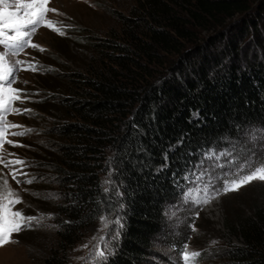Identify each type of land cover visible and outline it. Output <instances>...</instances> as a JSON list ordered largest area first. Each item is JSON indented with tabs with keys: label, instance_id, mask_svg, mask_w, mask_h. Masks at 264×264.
I'll return each instance as SVG.
<instances>
[{
	"label": "trees",
	"instance_id": "16d2710c",
	"mask_svg": "<svg viewBox=\"0 0 264 264\" xmlns=\"http://www.w3.org/2000/svg\"><path fill=\"white\" fill-rule=\"evenodd\" d=\"M117 19L98 58L69 75L63 114L48 111L57 125L36 164L60 194L49 261L118 215L104 264H146L202 154L264 131V0H137ZM226 228L241 242L229 264H264V200Z\"/></svg>",
	"mask_w": 264,
	"mask_h": 264
},
{
	"label": "rangeland",
	"instance_id": "374dc122",
	"mask_svg": "<svg viewBox=\"0 0 264 264\" xmlns=\"http://www.w3.org/2000/svg\"><path fill=\"white\" fill-rule=\"evenodd\" d=\"M137 0H51L49 8L56 12H49L47 18L52 20L55 27L61 28L64 35L59 34L53 28L40 26L32 37L33 43L39 48H26L14 60L30 62L35 65L36 71L23 70L28 68V63L19 65L21 71L18 74L16 88L23 89L20 94L27 99L23 102L16 101L15 106L31 109L24 114H9L10 123L23 125L31 129L24 136L11 135L12 132L22 131L20 128L8 129L6 140L17 141L23 147H13L4 143L3 150L6 159L21 158L27 163L15 165L17 169L28 173L27 176L17 174L20 184L10 175V168L0 165L3 175L8 181V186L22 199V203L14 206L15 210H21L24 216L43 217L40 224H34L19 233L13 234L15 242L0 246V264H88L86 259L98 243V238L114 236L122 227L114 221L118 215L109 216V226L103 228L101 221L92 226L83 241L68 254L67 258L59 255L57 261L49 259L53 256L51 249L55 243L56 233V202L60 194L50 182L44 181L40 175L41 167L36 160L42 154V145L49 141V127L57 125L48 111L61 115L65 111L62 103L63 94L70 90L69 75L73 72L84 71L98 58L94 44L110 38L112 31H119L120 24L117 14H128ZM14 0H6L8 4ZM2 48V46H0ZM26 81V83H25ZM62 95V96H61ZM61 100V101H60ZM255 137V139H253ZM245 142H237L223 151L232 153L231 157H222L219 163L223 168L214 167L216 161L205 157V151L200 161L188 171L186 185L179 201L168 206L166 222L162 232L156 237L154 254L149 257L146 264H182L181 250L185 245L190 251L202 253L199 264H229L226 251L232 244L241 242L232 238L226 228V222L233 219L234 214L249 210L253 204L264 200V182L255 180L239 191L221 194L208 204H198L195 201L214 195V189L222 187L219 179L225 173L234 170L235 164L228 161L235 157L237 163L245 159H264V131L250 130L245 134ZM216 151V150H215ZM219 153V151H216ZM14 153L15 156H8ZM205 172L203 180L195 179L200 172ZM214 179V186H210L208 192L201 191L208 183V175ZM32 184L23 181L32 179ZM191 193L188 200L185 195ZM109 239V248H113L114 242L119 240ZM97 237V239H93ZM216 241V244H212ZM87 244L88 248L83 245ZM58 252V251H57ZM63 259V260H62ZM50 262V263H49Z\"/></svg>",
	"mask_w": 264,
	"mask_h": 264
},
{
	"label": "snow or ice",
	"instance_id": "6c2138e0",
	"mask_svg": "<svg viewBox=\"0 0 264 264\" xmlns=\"http://www.w3.org/2000/svg\"><path fill=\"white\" fill-rule=\"evenodd\" d=\"M51 0H14V3L8 4L7 8L6 0H0V165L10 168V175L17 184L21 181L17 179V174L27 176L28 173L23 172L21 169H17L15 165H25L27 162L21 158L16 159H6L3 145L8 143L13 147L24 145L19 144L17 141L6 140L5 137L8 134V129L20 128L22 131L12 132L11 135L14 136H24L31 129L24 128L23 125H18L10 123L7 119L9 114H24L25 112H30L31 109L19 108L15 106L16 101L23 102V97L20 95L24 90L14 87L18 80V74L21 71L19 65L28 63V68L23 70L36 71L35 65L30 62L18 61L13 58L23 52L26 48H39L41 51L44 49L33 43L32 37L37 32L40 26H47L53 28L59 34L64 35V31L61 28L55 27L52 20L47 18L49 12H56L54 8H49L48 4ZM26 83V81H25ZM255 139V137H253ZM8 156H15L14 153H7ZM205 157L209 160H214L216 163L214 167L223 168L224 165L219 163L222 157H231L232 153L229 151H223L217 153L214 149H210L205 152ZM228 164H235L234 170L229 173H225L219 179L221 180L222 187L219 189H214V195L211 197H206L203 199H198L195 202L198 204H208L211 203L213 199H216L221 194H227L228 192L239 191L240 188L246 186L247 184L259 180L264 182V159L254 160L248 158L242 162L237 163L235 157H232ZM205 172H200L195 176L197 180H203L205 177ZM208 183L205 184L204 189L201 191L208 192L210 186H214V179L209 173ZM111 176V172H109ZM188 177L186 176L185 179ZM34 178L27 179L23 181L26 184H32ZM105 184L112 183L111 180H106ZM109 189L105 188L104 191L107 192ZM191 193L185 195V200H188ZM22 199L16 195L15 191L8 186V181L3 175L2 169H0V246H4L8 243L15 242L13 240V234L19 233L25 228H30L34 224H40L43 217L38 216H24L21 210H13L16 204L22 203ZM100 221L103 228L109 226V219L106 216H101ZM119 227H123L120 224L119 218L114 221ZM119 236V231L110 238H105L100 236L98 238V243L93 246L94 250L89 254L88 258L81 257V259H86L88 264H104L107 259V255L112 254V249L109 248V239L114 240ZM93 239H97L94 237ZM216 241H212V244H216ZM84 248H88V245H83ZM202 253L199 251H190L188 246L185 245L181 250V261L182 264H199V258Z\"/></svg>",
	"mask_w": 264,
	"mask_h": 264
}]
</instances>
